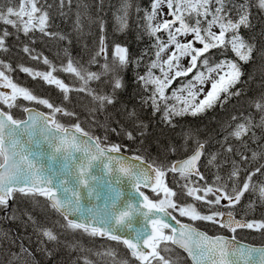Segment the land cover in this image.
Listing matches in <instances>:
<instances>
[{
  "label": "snow or ice",
  "instance_id": "6c2138e0",
  "mask_svg": "<svg viewBox=\"0 0 264 264\" xmlns=\"http://www.w3.org/2000/svg\"><path fill=\"white\" fill-rule=\"evenodd\" d=\"M72 2L59 0V7L63 9L66 4L71 7ZM12 3L13 0H8V4ZM39 3L40 0H17L14 6L0 5V23L25 36L39 32L71 43L68 36L47 30L49 12L43 6L38 7ZM130 6L129 0H122L115 16L116 31L127 29ZM253 8L264 13V0L239 3L236 0H152L151 11L145 13L144 19L145 33L155 41L154 58L147 63L145 74L137 73L135 77L148 93L141 98L142 104L150 105L154 115L161 113V120L175 127V117L197 116L211 109L220 100L221 93L227 94L221 106L231 96H239L241 90L230 91L243 75L239 62L253 61V53L257 51L255 43H249L240 32L241 28L253 27ZM60 14L65 15L63 11ZM82 15L78 12L76 16L78 33L84 29ZM91 23L98 24L100 34L88 66L69 57L57 67L47 57L33 55L31 58L42 59L48 70L20 66V71L54 85L65 100L70 92L86 93L98 109H104L115 103L117 91L125 87L121 73L130 64L139 66L143 55L131 60L128 48L118 43L109 52L104 20H91ZM261 34L264 35V30ZM10 35L7 28L0 32V51H8L6 38ZM214 49H219L222 57L230 51L236 59L216 61L210 55ZM23 51L31 54L33 50L25 45ZM259 57L264 61V49L259 50ZM100 58L103 64H99ZM184 60L186 64L182 63ZM95 64H99V72L90 70L89 66ZM13 70L10 64L0 60V89H4L0 91V209H8L16 193L33 199L43 197L48 208L62 218L61 228L122 244L137 264H173L161 254L173 251L170 245L186 252L192 264H264V247L243 244L235 236L238 229L264 230V220L237 219L234 212L246 193L254 197L249 200L248 209L254 210L257 204L264 206V181L253 180L258 174L264 177V162H261L264 161V98L254 102L255 114H242L239 122L225 126L226 135L220 145L230 155L223 160L219 151L206 152V141L186 132L181 147L187 150L191 142V154L157 165L140 155H119L120 144L106 143L107 135L103 138L91 135L79 122L70 127L61 124L57 114L74 116L75 113L18 85L8 74ZM58 71L74 77L79 87L66 84L54 75ZM102 77H108L105 83L110 85V93L101 94L90 87ZM181 78L187 79L173 88ZM18 100L43 105L49 111L23 107L17 104ZM16 107L23 108L26 119L14 117L11 110ZM127 115L132 119L136 112L132 110ZM238 119L232 117L233 121ZM137 126L147 127L142 122ZM255 129H259V136ZM111 131L119 134L116 128ZM125 134L129 140L134 139L132 132ZM139 135L143 136L144 132ZM231 140L239 142V148ZM165 151L175 154L179 149L169 145ZM202 158L203 167L217 169L211 184L200 170ZM225 168L227 171L221 175ZM169 174L180 188V194L205 205L206 213L195 203L181 204L174 199L178 193L166 183ZM142 187L150 189L156 198L146 195ZM178 217L210 222L233 235L211 237ZM15 218V215L11 217ZM28 221L35 224L31 215ZM38 232L49 242L58 241L52 229L39 228ZM20 250L30 254L23 246ZM95 255L111 258V264H130L129 259H120L115 249ZM82 259L83 264H95L87 256Z\"/></svg>",
  "mask_w": 264,
  "mask_h": 264
},
{
  "label": "trees",
  "instance_id": "16d2710c",
  "mask_svg": "<svg viewBox=\"0 0 264 264\" xmlns=\"http://www.w3.org/2000/svg\"><path fill=\"white\" fill-rule=\"evenodd\" d=\"M8 4V0H0V5ZM122 0H73L71 7L67 4L63 9L59 7V0H40V5L49 12L48 31L61 33L69 37L71 43L67 40L61 41L43 36L41 33L29 34L25 36L22 32L16 33L15 29L5 26L12 33L6 38V45H9L12 57H15L17 65H14V73L10 72L11 77L18 85L30 89L34 95L48 99L51 103L64 107L67 111L75 113L74 116H64L59 114L60 119L66 125H74L79 122L81 127L93 136L103 138L107 135L106 143H118L122 146V151L131 155H140L150 162L168 163L180 158H184L191 153V142L185 150L181 145L184 144V133L191 132L201 141H206V152L221 153L220 160H223L227 154L221 148L220 142L223 140L225 126L235 124L249 113L255 114L253 104L257 100L264 98V61L259 57V50L264 49V13L257 9H252L251 29L241 28V35L249 43H255L257 51L253 53V61L244 64L240 63L243 75L240 82L231 88L230 91L241 90L239 96H231L226 103L221 106L226 93H221L220 100L214 104L211 109H206L197 116L184 115L173 119L175 127L169 126L161 120V113L153 114L150 105H143L142 97H147L148 93L144 91L141 84L136 82V74H145L146 65L150 59L154 58V49L152 45L154 39L145 33V13L151 11L152 0H129L128 9V27L123 32L115 30V16L121 7ZM237 3L242 0H236ZM48 5H52L48 8ZM87 6V7H85ZM139 9V11L137 10ZM61 11L65 15H61ZM82 13V22L84 29L82 33L75 31V21L77 13ZM234 16V14H233ZM103 19L109 52L113 44H120L128 48L131 60H136L143 55L139 66L130 64L129 67L121 73L125 87L116 93L115 103L107 105L104 109H98L90 96L86 93L70 92L68 100L64 99V94L54 85H48L40 79H33L28 74L20 71V66L29 67L38 71H47L48 66L41 60H33V55L47 57L54 65L60 67L66 63L69 57L74 61H79L87 65L93 51L96 48L99 39V27L91 20ZM2 32V31H1ZM31 37V39L29 38ZM34 41V42H33ZM27 45L33 51L31 54L25 53L23 47ZM219 49L212 50V55L216 61L224 58L235 59L230 51L226 57L219 55ZM147 53V54H145ZM7 56V54H6ZM2 54L3 59H5ZM5 61V60H4ZM100 58L99 64H103ZM99 64L90 65L91 71L99 72ZM159 72L157 71L156 74ZM66 84L73 87H79V81L64 72L54 73ZM108 77H102L101 81H95L90 84L98 93L105 94L111 92L109 84L105 83ZM182 82V80L180 81ZM179 83H174L173 88ZM169 92L171 89L168 90ZM220 94V95H221ZM39 105V104H38ZM42 106V105H41ZM44 107V106H43ZM45 108V107H44ZM48 110V109H47ZM135 110L136 116L128 118L127 113ZM239 119L233 121L232 117ZM258 121L259 117L256 116ZM142 122L145 128L138 127ZM112 128H116L119 134L113 133ZM143 131L144 135L139 133ZM257 135H260L259 129H255ZM126 132H132L134 139L129 140ZM235 148H239V142L231 140ZM169 145L176 146L179 151L175 154L168 153L165 150ZM255 147V145H253ZM259 150V149H257ZM264 162V161H261ZM204 164V162H203ZM202 164V172L206 176L207 182L211 184L215 179V168H205ZM227 169L220 172L224 175ZM167 184L180 195V188L173 182L172 174L168 175ZM254 181H264V177L259 174L253 178ZM182 183V181H181ZM181 197L190 200L188 197ZM254 197L246 193L241 200V204L234 209L238 218L243 217L246 220H264V206L257 204L254 210L246 206L249 200ZM202 211H206V206H200ZM223 210V209H222ZM223 211H227L224 209ZM15 215V219L11 217ZM28 215L35 220V224L28 221ZM59 222V223H57ZM63 223L62 218L50 208H48L43 197H25L16 194L12 207L0 209V264H83V257L87 256L95 264H111V258L97 256L95 253L103 252L106 249H115L120 259H129L130 264H137L130 258V254L122 244L115 241L100 240L84 235L80 232H72L60 227ZM39 228L52 229L58 235L57 242H49L39 235ZM260 240H250L255 244L264 243V232L258 234ZM263 237V239H261ZM21 246L28 250V253L21 252ZM176 254L168 259L173 264H190L189 260L181 252L174 250ZM17 253L18 256H13ZM50 253V255H49ZM166 255V253H164Z\"/></svg>",
  "mask_w": 264,
  "mask_h": 264
},
{
  "label": "bare ground",
  "instance_id": "6f19581e",
  "mask_svg": "<svg viewBox=\"0 0 264 264\" xmlns=\"http://www.w3.org/2000/svg\"><path fill=\"white\" fill-rule=\"evenodd\" d=\"M15 4H13V5H8V6H14ZM7 47H8V51L7 52H4L3 54H4V56H6V54H7V56L5 57V59H3V60H5V63H8V64H10L11 66H12V68L14 69V65H17V62H16V59H15V57H12V55L11 54H8L9 53V51H10V47H9V45H6ZM236 59V58H235ZM13 73H14V70L12 71ZM181 81V80H180ZM180 81L179 82H177V83H180ZM170 93V92H169ZM222 96V94L220 95V97ZM219 100H217L216 102H215V104L218 102ZM34 103V102H33ZM36 104V103H35ZM180 159H183V158H180ZM177 160H179V159H177ZM169 162V161H168ZM203 162H204V159L202 158V161H201V166H202V164H203ZM169 177V176H168ZM167 181H168V178H167ZM244 235L245 236H247V237H249V238H252L253 240H255V241H258V240H260V237L258 236V234H256V233H254V231H246L245 233H244ZM261 239H263V237H261ZM170 247H172L173 248V251H171L172 253H176L174 250H177V251H179V249L178 248H175V247H173V246H171L170 245Z\"/></svg>",
  "mask_w": 264,
  "mask_h": 264
},
{
  "label": "rangeland",
  "instance_id": "374dc122",
  "mask_svg": "<svg viewBox=\"0 0 264 264\" xmlns=\"http://www.w3.org/2000/svg\"><path fill=\"white\" fill-rule=\"evenodd\" d=\"M190 38V37H189ZM197 46H199V45H197ZM166 58V57H165ZM182 63H184V64H186L187 63V61L186 60H184V61H182ZM210 87V83L209 84H207L206 86H205V92L208 90V88ZM0 91H4V89H0ZM202 98V97H201Z\"/></svg>",
  "mask_w": 264,
  "mask_h": 264
},
{
  "label": "water",
  "instance_id": "95a60500",
  "mask_svg": "<svg viewBox=\"0 0 264 264\" xmlns=\"http://www.w3.org/2000/svg\"><path fill=\"white\" fill-rule=\"evenodd\" d=\"M119 155H123V154H119ZM123 156H125V155H123ZM125 157H127V156H125ZM101 239H104V238H101ZM254 247L260 248V247H264V246H254Z\"/></svg>",
  "mask_w": 264,
  "mask_h": 264
}]
</instances>
